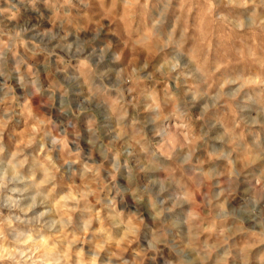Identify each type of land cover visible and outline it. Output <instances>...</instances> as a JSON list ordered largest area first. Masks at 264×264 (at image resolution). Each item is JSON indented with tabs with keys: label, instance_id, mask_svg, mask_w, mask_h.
Segmentation results:
<instances>
[{
	"label": "clouds",
	"instance_id": "clouds-1",
	"mask_svg": "<svg viewBox=\"0 0 264 264\" xmlns=\"http://www.w3.org/2000/svg\"><path fill=\"white\" fill-rule=\"evenodd\" d=\"M0 264H264V0H0Z\"/></svg>",
	"mask_w": 264,
	"mask_h": 264
}]
</instances>
